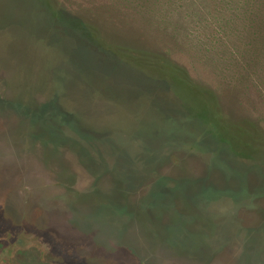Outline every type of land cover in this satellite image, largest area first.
<instances>
[{
	"label": "rangeland",
	"instance_id": "obj_1",
	"mask_svg": "<svg viewBox=\"0 0 264 264\" xmlns=\"http://www.w3.org/2000/svg\"><path fill=\"white\" fill-rule=\"evenodd\" d=\"M137 1L55 0L67 20L141 36L264 129V50L248 66L234 37L231 56L201 48L229 39L220 0ZM49 17L41 0H0V264H264L263 137L247 123L207 125L202 96L83 44L64 20L53 30ZM15 48L42 75L32 107L16 84L23 74L30 85L32 61ZM53 97L58 107H46ZM13 142L51 169L64 210L29 200L43 187L15 176ZM42 146L63 152L41 159ZM83 198L87 218L73 209Z\"/></svg>",
	"mask_w": 264,
	"mask_h": 264
},
{
	"label": "trees",
	"instance_id": "obj_2",
	"mask_svg": "<svg viewBox=\"0 0 264 264\" xmlns=\"http://www.w3.org/2000/svg\"><path fill=\"white\" fill-rule=\"evenodd\" d=\"M41 1L46 5V9L50 14L51 18H49L53 30L58 27L57 25H59L61 20H64L68 23V26L71 27L70 29L67 28V30L70 31V34L83 41V44L87 43L90 47L99 49L100 52H108L122 62L126 61L137 67L141 66L143 69L156 76L167 73L165 76H167L169 80L174 81L184 91H192L194 94L199 95L200 98L203 97L206 103L204 109L210 115L207 117V125L213 126L223 124L221 126L227 128L239 127L238 122L241 124L247 123L250 128H248L245 133H248L251 137L262 136L264 139V129L257 121L247 117L241 118L233 113L231 114L230 111L226 110L218 93L212 87L190 77L187 69L183 65L171 60L170 57H167L164 53H161L156 49H151L143 44L144 42L142 41L143 39L141 36L130 37L115 31H107L102 25H99L95 20H90L89 18H83L81 21L75 19L67 20L65 15L59 10L55 0ZM176 1L180 2V0ZM208 1L210 2V0ZM137 2L143 5H148L152 4V2L156 3L157 0H138ZM220 3L222 4L224 12L222 19H219L220 21L218 20V28L220 31L223 30L225 37H228L229 39L217 38V46H201V48H204L207 52L217 51L218 53H223L225 57L227 55L231 56L232 51H238L231 48L229 45L230 38L234 37L235 39L233 40L239 43L240 57H246L247 59L245 65L250 66L254 64V59L257 54L264 50V0H220ZM196 18L199 20L201 16H196V14H194L193 20L195 21ZM195 24L196 26L190 28L189 31L192 36V31H194L195 28L198 30L200 26L197 22H195ZM55 30L58 32L57 29ZM101 35H106L107 38H112L113 41H104V38ZM73 41H76L75 38ZM83 44L81 43L79 45ZM225 64H227L226 61ZM149 79L153 80V82L155 81V79L150 76ZM41 80L42 79H39L38 81L40 82ZM40 83L43 82L41 81ZM45 104L46 107H58V103L54 97L51 98L50 102L47 99ZM28 105L32 107L34 103ZM61 110L60 107V110H58L59 115ZM158 113L160 112L158 111ZM71 118L76 119V116L71 115ZM62 119L63 118L60 119L61 124H63ZM87 137L93 139L91 136ZM64 141L65 139L63 142ZM148 161H151V159ZM160 179L162 178H159L157 182ZM154 192L155 191H153L152 194H154ZM116 208L132 215L127 208H119L118 206H116ZM136 218H138V216Z\"/></svg>",
	"mask_w": 264,
	"mask_h": 264
},
{
	"label": "flooded vegetation",
	"instance_id": "obj_3",
	"mask_svg": "<svg viewBox=\"0 0 264 264\" xmlns=\"http://www.w3.org/2000/svg\"><path fill=\"white\" fill-rule=\"evenodd\" d=\"M27 121V118H25ZM57 143L59 144H63V137L60 136L59 134L56 135ZM14 141V140H13ZM13 147L10 148L9 150L11 152H13L15 154V156L13 158L14 162L12 163L14 168L13 169L15 171V176L19 175L17 177H19V179L21 181L24 182V184L30 183V180H35L37 183V187H43V189L40 192H37V190L34 192L33 195L29 196V200L31 202H39L40 204H38L37 206L42 208H46V207H52L55 209H63V192L62 189L59 190L56 186H52V181L51 180V169H48L45 164L43 163H39L36 161L35 156L33 157V155H30L28 153H26V151H23L24 148L22 149V143H15L13 142ZM41 150V154L39 155V157L42 159L43 157H47L48 156H53V155H60L62 154L63 150L62 148L59 149L57 147H55L54 149H48L46 146H42V148H40ZM43 154V156H42ZM44 160V159H43ZM51 166H53L57 171L62 170V164H52ZM50 171V172H49ZM32 180V181H33ZM62 182V181H61ZM63 185V184H62ZM36 187V188H37ZM57 196H59V198H61V201L57 200V204H54V197L57 198ZM83 197V196H81ZM74 201L72 202L74 207L73 209H76L77 213L79 214V217H81V215H83L85 218L90 217L92 215V209H93V205L92 202L88 199L83 198L82 200H76L73 199ZM56 201V200H55ZM59 203V205H58ZM77 203H79L77 205ZM76 204V205H75ZM95 212V210H94ZM91 213V214H90ZM139 219V218H138ZM24 231V230H22ZM179 232L175 231L173 232V236L174 239L177 238L176 236H178ZM181 233V232H180ZM182 234V233H181ZM144 235V234H143ZM153 238L155 240L154 237H148V235L145 236V239H150ZM180 238V237H178ZM169 238L165 239H161V240H156V241H169ZM176 241H179L178 243H180V240L175 239ZM206 244V243H205ZM154 245H158L155 244ZM176 246H178L177 244H175ZM152 249H155V246H151ZM205 250H208V248H205Z\"/></svg>",
	"mask_w": 264,
	"mask_h": 264
},
{
	"label": "water",
	"instance_id": "obj_4",
	"mask_svg": "<svg viewBox=\"0 0 264 264\" xmlns=\"http://www.w3.org/2000/svg\"><path fill=\"white\" fill-rule=\"evenodd\" d=\"M13 49V48H12ZM15 50H16V56H17V58L18 59H20V60H25V59H28V60H30V61H32V68H31V76H33V78H31L30 79V85H32L33 84V80H35L36 78L39 80V79H41L42 77V75H40L39 74V71L37 72V70H38V68H37V63L35 62V60L32 58V57H30V56H28V55H26L25 56V54L23 53V51L21 52V50L19 51L18 50V48H15ZM27 54V53H26ZM4 59V58H3ZM4 60H6V59H4ZM39 76V77H38ZM38 80H36L35 81V83L30 87V85H28L27 83H28V80L26 79V77L22 74V80H21V82H19V83H16L17 85H20L21 86V88H22V91L24 92V93H22L23 95H24V97H27V100L29 101V102H31L32 103V98H31V91L33 90V91H36L37 90V85H38V83H37V81ZM14 83V82H13ZM32 91V92H33ZM27 102V101H26ZM26 102H25V104H26Z\"/></svg>",
	"mask_w": 264,
	"mask_h": 264
},
{
	"label": "bare ground",
	"instance_id": "obj_5",
	"mask_svg": "<svg viewBox=\"0 0 264 264\" xmlns=\"http://www.w3.org/2000/svg\"><path fill=\"white\" fill-rule=\"evenodd\" d=\"M164 105V104H163Z\"/></svg>",
	"mask_w": 264,
	"mask_h": 264
}]
</instances>
